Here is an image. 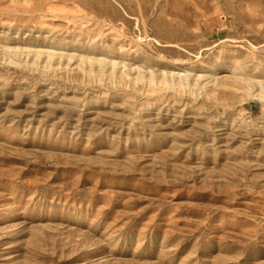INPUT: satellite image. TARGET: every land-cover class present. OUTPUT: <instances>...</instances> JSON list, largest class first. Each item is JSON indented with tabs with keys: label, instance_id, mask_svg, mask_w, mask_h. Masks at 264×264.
<instances>
[{
	"label": "rangeland",
	"instance_id": "1",
	"mask_svg": "<svg viewBox=\"0 0 264 264\" xmlns=\"http://www.w3.org/2000/svg\"><path fill=\"white\" fill-rule=\"evenodd\" d=\"M0 264H264V0H0Z\"/></svg>",
	"mask_w": 264,
	"mask_h": 264
}]
</instances>
